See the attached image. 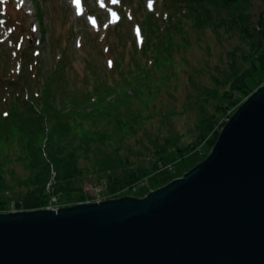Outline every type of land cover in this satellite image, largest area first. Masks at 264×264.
Here are the masks:
<instances>
[{
  "label": "rangeland",
  "instance_id": "rangeland-1",
  "mask_svg": "<svg viewBox=\"0 0 264 264\" xmlns=\"http://www.w3.org/2000/svg\"><path fill=\"white\" fill-rule=\"evenodd\" d=\"M218 1L0 0V42L11 56L9 75L16 77L19 63L23 61L19 56L22 50L27 54L24 62L29 77L25 84L29 93L41 92L45 85L48 92L54 93L52 97L61 101L56 108L69 122L89 116V121L105 117L116 120L128 107H136L134 110L141 109V114L148 117L145 121L151 127L161 124L162 114L167 113L171 127L183 133L182 139L186 142L192 139L190 132L196 119L187 100L196 92L195 88L211 87L215 75L223 76L221 73L231 52L240 57V52L248 48V42L234 28L228 34L212 30L211 22L222 19L225 14L217 7ZM232 5L234 10L247 13L251 23L259 14H264V0H232ZM8 13L12 14V20L7 18ZM158 28L162 29L161 33L167 32L148 41L158 40L154 44H159L169 38V59L163 65L161 61L153 62L152 56L144 51L148 46L144 37ZM254 79L258 87L264 84L259 77ZM2 92L0 106L8 99ZM85 105L91 106L92 111L84 110ZM79 106L85 114L76 109ZM9 134L15 136L14 132ZM128 144L141 154L137 156L139 161L150 156V144L142 133L130 135ZM3 147L11 148L0 139V152L4 151ZM198 149L183 157L169 153L163 168L133 184V188H120L116 184L109 189L104 174L98 178L90 167L91 175L83 186L84 198L92 199L90 194L96 191L95 185L103 187L102 200L125 195L142 197L182 176L211 151L206 144L201 146V153ZM54 177L52 171V181L46 186L49 193L43 199L47 202L25 201L20 204L21 210L45 207L51 196L56 198L55 204L59 207L77 204L79 193L54 191Z\"/></svg>",
  "mask_w": 264,
  "mask_h": 264
},
{
  "label": "water",
  "instance_id": "water-1",
  "mask_svg": "<svg viewBox=\"0 0 264 264\" xmlns=\"http://www.w3.org/2000/svg\"><path fill=\"white\" fill-rule=\"evenodd\" d=\"M0 264H264V84L142 197L0 213Z\"/></svg>",
  "mask_w": 264,
  "mask_h": 264
},
{
  "label": "trees",
  "instance_id": "trees-1",
  "mask_svg": "<svg viewBox=\"0 0 264 264\" xmlns=\"http://www.w3.org/2000/svg\"><path fill=\"white\" fill-rule=\"evenodd\" d=\"M231 2H217L220 12L223 10L225 14L222 19L211 22V28L224 34L234 28L238 36L248 42V48L240 52V57L231 52L230 60L221 73L223 76L215 75L211 87L195 88L196 92L187 100L196 119L190 132L192 139L186 142H183V133L171 127L167 113L162 114L161 124L151 127L148 126L149 121H145L148 117L141 114V109L134 110L136 107H128L116 116V120L105 117L89 121V116L69 122L56 108L61 101L52 97L54 93L48 92L45 85L41 92L29 93L25 84L29 77L28 66L24 62L27 54L22 50L19 56L23 61L19 63L16 77L9 75L11 56L3 50L0 42V88L8 98L0 106V139L2 144L11 146L10 149L3 147L4 151L0 152V213L21 210L20 204L25 201H43L49 193L46 186L52 181V171L55 173L54 191L70 195L79 193V203L86 200L83 186L91 172L98 174V178L104 174L109 189L116 184H120V188H133V184L163 168L165 158L171 152L183 157L197 148L200 152L203 144L211 150L228 118L258 87L254 78L257 76L264 81V14H259L251 23L247 20V13L241 9L234 10ZM11 15L8 13L7 18L12 20ZM158 29L144 37L145 45L149 46L144 51L152 56L153 62L161 61L163 65L169 59V38L159 44H154L158 40L148 41L167 32L161 33L162 29ZM1 109H4L2 115ZM76 109L81 114H85L84 110L92 111L91 106L84 110L80 106ZM9 132H14L15 136ZM138 133H142L150 144L147 160L139 161L137 156L141 154L128 144L129 136ZM205 157L203 155L202 160ZM90 167L93 168L91 172ZM43 202L45 204L47 200Z\"/></svg>",
  "mask_w": 264,
  "mask_h": 264
},
{
  "label": "built area",
  "instance_id": "built-area-1",
  "mask_svg": "<svg viewBox=\"0 0 264 264\" xmlns=\"http://www.w3.org/2000/svg\"><path fill=\"white\" fill-rule=\"evenodd\" d=\"M95 186H97V188H95L96 191L93 194H90V196L92 197V199L91 200H86L84 202L100 201V200H102L101 199V196H100V192L103 190V187L100 186V185H95ZM85 193H87V192H85ZM95 193H96V195L94 196L95 197L94 198L92 195H94ZM51 197H52V199H50L48 201V205H46L45 207H42V208H57V207H59L58 205L55 204L56 198L54 196H51ZM10 211H15V210H10Z\"/></svg>",
  "mask_w": 264,
  "mask_h": 264
},
{
  "label": "bare ground",
  "instance_id": "bare-ground-1",
  "mask_svg": "<svg viewBox=\"0 0 264 264\" xmlns=\"http://www.w3.org/2000/svg\"><path fill=\"white\" fill-rule=\"evenodd\" d=\"M227 122V121H226ZM57 208H59V207H57Z\"/></svg>",
  "mask_w": 264,
  "mask_h": 264
}]
</instances>
